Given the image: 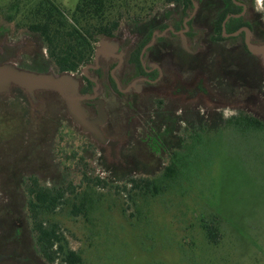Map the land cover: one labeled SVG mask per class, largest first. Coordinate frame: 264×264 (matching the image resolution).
Returning a JSON list of instances; mask_svg holds the SVG:
<instances>
[{
  "label": "rangeland",
  "instance_id": "rangeland-1",
  "mask_svg": "<svg viewBox=\"0 0 264 264\" xmlns=\"http://www.w3.org/2000/svg\"><path fill=\"white\" fill-rule=\"evenodd\" d=\"M50 1L68 17L79 2ZM255 5L262 11L264 0ZM17 32L0 20V45L18 40ZM20 60V66L28 65ZM15 93L0 97V166L6 173L17 171L22 179L32 173L49 184L61 174L78 185V171L68 170L74 169L68 159L85 150L91 176L109 181L106 189L81 187L77 198L67 195L45 217L58 226L82 264H264V122L253 132L220 121L203 126L191 145L186 142L178 156L166 154L164 161L138 150L128 158L122 152L128 139L106 135L119 142L117 163L110 162V151L103 148L100 164L98 153L87 149L88 140L67 122L60 103L49 101L52 93L39 94L36 104ZM234 106L223 110L224 117L241 108ZM260 111L264 119V107ZM179 145L174 140L168 148ZM173 164L178 172L172 175L166 168ZM137 176L154 179L158 190L115 189L120 179ZM18 187L0 182V264H47L34 243ZM81 202L85 208L74 216L72 205ZM211 220L226 229L217 246L202 235L201 227Z\"/></svg>",
  "mask_w": 264,
  "mask_h": 264
},
{
  "label": "flooded vegetation",
  "instance_id": "flooded-vegetation-1",
  "mask_svg": "<svg viewBox=\"0 0 264 264\" xmlns=\"http://www.w3.org/2000/svg\"><path fill=\"white\" fill-rule=\"evenodd\" d=\"M255 2L184 0L181 4L175 0L163 3L164 10L158 5L152 11L134 12L109 32L90 39L87 52L83 44L79 46V60L64 69L54 61L59 53L52 42L19 30L15 38L28 39L21 43L20 63L32 71L75 74L79 93L87 97L83 105L89 117L98 118L102 108L104 134L125 136L128 140L122 152L128 158L138 150L164 161L166 154H177L186 142L191 145L203 126L220 121L248 132L263 127L264 54H253L248 48V44L264 47V9L258 11ZM103 41L104 51L97 62ZM69 50L66 45L62 57ZM15 94L22 97V92ZM51 95L52 105L60 103L67 122L87 137L67 117L60 97ZM235 104L241 108L224 117L223 110ZM174 140L181 146L169 150ZM96 147L101 164L102 150ZM2 180L22 189L19 172L6 173L1 165Z\"/></svg>",
  "mask_w": 264,
  "mask_h": 264
},
{
  "label": "trees",
  "instance_id": "trees-1",
  "mask_svg": "<svg viewBox=\"0 0 264 264\" xmlns=\"http://www.w3.org/2000/svg\"><path fill=\"white\" fill-rule=\"evenodd\" d=\"M170 1L175 0H79L68 17L50 0H0V20L13 25L18 31H31L40 35L45 41L52 42L57 54L59 53L54 56V61L64 69L67 65L71 68L79 60L77 57L79 46L83 44L86 49L90 39L97 34L109 32L120 19L126 18L133 11L135 13L152 11L156 6ZM177 1L182 4L184 0ZM66 45H69V54L62 57L61 50ZM84 138L88 140L87 149H91L94 153L96 145L88 136ZM68 160L74 164V169L68 167V170L78 171L80 183L78 185L72 180L67 181L62 178L61 174L52 184L43 183L32 173L27 175L25 180L22 179V195L27 220L36 248L47 264H56L57 261H59L57 264H82V258L75 251L68 249L58 226L50 223L45 217L56 212L64 204L67 195L77 198L81 187L94 189L100 186L106 189L109 186L108 180L91 176L89 165L91 158L86 155L85 150L72 154L71 160ZM172 166L174 168L168 167L166 171L173 175L178 172V168L175 164ZM120 180L121 186L115 187L119 192L138 190L148 194L151 188L154 191L158 190L154 185V179L151 178L137 176ZM157 194L158 192H154L153 196ZM83 207L85 208L84 202L79 205L73 204L72 214L74 216L82 214ZM217 222L211 220L201 227L204 241L216 246L224 240L226 230Z\"/></svg>",
  "mask_w": 264,
  "mask_h": 264
},
{
  "label": "water",
  "instance_id": "water-1",
  "mask_svg": "<svg viewBox=\"0 0 264 264\" xmlns=\"http://www.w3.org/2000/svg\"><path fill=\"white\" fill-rule=\"evenodd\" d=\"M25 40L28 39H18L10 43L3 41L4 43L0 45V96L20 90L28 102L36 104L39 100L38 95L41 93L57 94L64 104L67 117L72 123L79 127L83 134L88 135L100 149L108 148L110 162L117 163L115 159L119 142L104 134L102 125L106 118L102 108L99 107L98 118L91 119L89 117V113L83 105L87 97L79 93L80 82L75 74L70 72L56 73L52 70L37 72L20 66L21 43ZM104 47L103 41L101 47L97 49V62L102 57ZM248 48L253 54H264V47L248 44Z\"/></svg>",
  "mask_w": 264,
  "mask_h": 264
}]
</instances>
